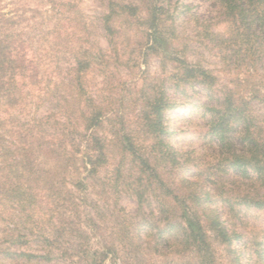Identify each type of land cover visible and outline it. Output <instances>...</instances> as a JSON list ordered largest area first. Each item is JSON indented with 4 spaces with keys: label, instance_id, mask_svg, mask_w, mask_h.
Wrapping results in <instances>:
<instances>
[{
    "label": "rangeland",
    "instance_id": "1",
    "mask_svg": "<svg viewBox=\"0 0 264 264\" xmlns=\"http://www.w3.org/2000/svg\"><path fill=\"white\" fill-rule=\"evenodd\" d=\"M123 1L135 4L139 8L138 16H146L145 7L139 0ZM164 2L176 14L178 39L169 47L167 55L163 51L159 55L140 53V69L126 67L124 59L138 57L134 51L140 36L134 31L124 32L119 37L122 59L118 63L114 61L103 25L107 0L78 2L79 15L91 33V40L102 48L112 74L111 78H106L96 69L85 82L86 92L104 112L97 133L111 140L106 142L109 162L97 176L92 177L83 169L84 148L74 155L78 161L68 163L67 169H63V165L49 154L40 153L37 156L38 174L73 196L63 209L68 227L61 239H55V227L59 229L61 226L55 221L47 226L45 235L38 237V231L35 228L29 230V225L22 222L12 204L0 202V264H95L94 252L110 254L103 264H113L114 259L117 264H264V209L248 206L237 199L261 191L256 177L247 179L234 174H220L215 178L216 181L219 179L216 185L197 177V166L215 168V162H218L220 148L209 134V128L214 120L212 110L221 108L228 89L243 90L238 80L245 81L250 74L247 84L264 93V48L256 50L254 59H246L248 66L238 65L234 55L236 50L233 49L236 38L231 41V37L237 34L224 22L225 11L219 0ZM40 3L39 0H2L0 3V14L16 18L19 21L17 30H22L36 47L39 46L37 33L50 24L47 10ZM124 24L122 18L114 25ZM174 50H178L181 60L210 71L217 77L216 84L212 88L198 84L172 85L168 76L178 72V64L168 56H172L169 54ZM75 56L70 51L61 55V80L64 83L57 96L60 103L51 100L36 110L35 100L30 99L26 115L46 118L55 113L63 119L58 111L60 106H65L70 112L77 109L73 91ZM238 70L240 75H237ZM161 87L165 88L172 104L165 112V143L183 168L177 169L178 164L175 168L156 159V156L152 157L153 162L157 161L155 169L163 185L153 177L152 186L145 188L144 182L142 186L138 184L139 164L130 155L122 154L118 141L126 130L135 133V117L141 106L142 90L152 92ZM253 107L259 119L264 121V105L255 101ZM123 157L125 189L115 203L111 189L113 182L108 177L114 174ZM137 190L144 191L145 201L141 205ZM184 209L200 218L209 236L207 245L201 250L186 246L183 239L177 237L181 233L177 230L171 231L173 237L169 243L157 247V228L163 229L170 222L183 223L181 214ZM31 217L35 223L36 215ZM216 218L227 230L239 234L241 239L232 246L223 243L212 229V220ZM125 225L131 227L127 232L122 231ZM58 249L66 250V253ZM48 252H52L50 260L36 258Z\"/></svg>",
    "mask_w": 264,
    "mask_h": 264
},
{
    "label": "trees",
    "instance_id": "2",
    "mask_svg": "<svg viewBox=\"0 0 264 264\" xmlns=\"http://www.w3.org/2000/svg\"><path fill=\"white\" fill-rule=\"evenodd\" d=\"M39 1L41 7L47 10L50 24L47 29L37 33V47L25 37L22 30H17L19 21L16 18H6L0 14V202L12 204L22 217V222L29 225V230L35 228L38 231V237L46 234L47 226L51 223H61L59 229L55 227V239H61L68 227L63 218V209L73 196L38 174L37 156L40 153L49 154L54 161L63 165V169H67L68 163L75 164L78 161L74 155L84 148L83 169L89 176H97L107 166V143L111 140L97 133L104 112L86 92L85 82L96 69L106 78H111L112 74L102 48L91 40V33L79 15L77 4L80 0ZM139 1L145 7L144 18L138 16L139 8L135 4L107 0L103 25L116 63L122 59L119 37L124 32L132 31L140 36L134 51L138 57L124 58L126 67L140 69V53L159 55L163 51L167 55L169 47L178 39V33L175 27L176 14L164 0ZM219 2L225 11L224 22L234 28L237 34L231 37V41L236 38L233 49L236 50L234 55L237 63L246 66V59H254L256 50L264 48V0ZM122 18L125 24L116 27L114 24ZM67 51L76 55L73 91L77 109L70 112L65 106H60L58 111L63 119H59L55 113L46 118L26 115V105L30 99L35 100L36 110L51 100L60 103L57 96L59 87L64 83L61 80V55ZM169 55L178 64V72L168 76L172 85L198 84L212 88L216 84L217 77L200 65L181 60L178 50ZM240 74L238 70L237 75ZM250 77L248 74L245 81L238 80L243 90L228 89L221 108L212 110L214 120L209 134L219 145L220 154L215 168L202 169L197 166V177L207 180L205 182L211 185L218 184L219 179L216 181L215 178L220 174H234L247 179L256 177L261 191L237 199L248 206L264 209V121L259 119L253 107L255 101L264 105V93L247 84ZM171 107L165 88L161 87L157 91L153 89L152 92L142 90L141 106L135 117V133L126 130L119 136L122 154L130 155L139 164L138 184L142 186L144 182L145 188L152 186L153 177L163 185L155 169L157 161L153 162L152 157L156 156V159L175 168L178 164L177 169L183 168L165 143V112ZM15 111L19 112L16 114ZM124 158L114 174L108 177L113 182L111 189L115 203L125 189L122 170ZM136 193L141 205L145 201L144 191L137 190ZM31 215H36L35 223ZM181 217L183 223L170 222L163 229L157 228L155 245L159 247L169 243L173 237L171 231L178 230L181 233L177 237L183 239V244L201 250L207 245L209 236L200 218L189 214L186 209ZM211 225L221 241L229 246L241 239L239 234L227 230L217 218L212 220ZM130 228L125 225L122 231L127 232ZM58 250L66 253V250ZM20 256L32 258L25 254ZM109 256V253L94 252L93 262L103 264ZM36 258L50 260L52 252ZM113 264H117L115 259Z\"/></svg>",
    "mask_w": 264,
    "mask_h": 264
}]
</instances>
